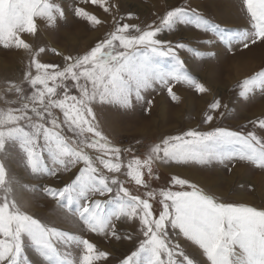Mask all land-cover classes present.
Segmentation results:
<instances>
[{"label": "snow or ice", "instance_id": "obj_1", "mask_svg": "<svg viewBox=\"0 0 264 264\" xmlns=\"http://www.w3.org/2000/svg\"><path fill=\"white\" fill-rule=\"evenodd\" d=\"M92 3H99L105 12L109 11L104 6L105 0H92ZM243 3L252 31L230 32L197 9L182 6L167 11L158 25H149L145 30L128 23L120 25L117 21L115 31L87 53L75 58L65 55L64 60L69 63L62 70L57 71L58 65L41 63L33 56L31 63L36 75L26 74L34 89L26 98L28 102L18 109L0 111V154L6 155L9 143L18 146L25 156L26 166L37 176L71 171L82 163L70 183L62 188L43 189L57 199L71 217H78L89 231L116 240L122 239L117 228L119 222L139 220L144 239L120 264H197L181 243L168 240L169 228L189 242L190 247L199 249L207 264H264V210L218 202L195 184L177 176L171 178V183L179 186L178 190L162 189L158 193L148 190L150 186L145 179V169L149 180L158 178L153 172L155 162L207 165L213 161L239 160L264 169V139L252 131L189 130L163 138L151 148L146 159L134 157L125 165L121 161V149L98 130L93 110L94 104L132 109L133 97L139 103L144 99L142 93L156 90V86L166 89L173 102L180 99L173 91L176 84H186L198 94L209 92L187 72L185 61L177 51L185 49L186 45L173 46L157 37L162 31L171 32L176 25L183 24L211 33L229 52L234 45L248 49L250 45L264 43V0H243ZM55 13L64 16L63 10L49 0H0V44L5 48L14 45L31 51L20 34H35V18L52 23ZM75 15L94 25L101 23L83 8H76ZM44 51L40 48L35 55ZM187 51L196 57L202 55L192 48ZM68 79L74 82L79 96L69 95L68 87L63 84ZM61 87L64 88L63 98L57 93ZM241 88L239 95L245 99L256 92L264 94V70L245 79ZM15 90L22 91L19 86H15ZM147 104L151 106L152 101L148 100ZM221 106V102L215 100L210 108L218 111ZM54 109L62 113V122ZM212 120L213 116L207 115L205 122ZM258 123L264 129V121ZM62 126L76 138L66 137ZM85 148L94 149L99 155L93 157ZM45 154L58 167L49 171ZM96 161L102 168L97 167ZM122 167L127 168L126 176L135 185L146 190L147 198L132 194L123 181L103 171L120 173ZM13 183L0 159V264H36L26 253L28 246L33 248L41 264H96V261L108 260L109 254L98 251L88 239L50 227L23 211L13 195ZM157 195L162 206L158 216L154 215L150 203ZM96 196L108 198L94 199ZM58 241L82 246L83 254L78 260L69 259L58 249Z\"/></svg>", "mask_w": 264, "mask_h": 264}, {"label": "rangeland", "instance_id": "obj_2", "mask_svg": "<svg viewBox=\"0 0 264 264\" xmlns=\"http://www.w3.org/2000/svg\"><path fill=\"white\" fill-rule=\"evenodd\" d=\"M49 2L62 9L64 16L60 17L55 13L56 19L52 23L47 19L35 18L36 33L20 34L21 38L30 45L31 51L18 49L14 45L5 48L0 44V111L18 109L23 103L28 102L26 98L34 89L29 83L30 77L26 74L31 72L32 76L36 75L35 67L31 63L33 56L41 63L58 65L57 71L62 70L69 63L64 60L65 55L75 58L87 53L115 31L117 21L120 25L128 23L145 30L149 25H158L167 11L176 7L190 6L230 32L252 31V22L243 0H105L104 6L109 8L108 12H105L99 3L93 4L92 0H49ZM78 7L95 15L101 23L94 25L77 17L75 9ZM129 13H131L130 17ZM131 31L134 32V29ZM157 38L171 42L173 46L178 43L185 44V49L177 51L185 61L188 74L210 91L198 94L186 84H176L173 91L180 99L173 102L166 89L156 86V90L150 89L142 93L144 99L139 103L133 97L134 107L129 110L118 106L94 104L98 130L112 145L118 148L119 145L122 146L120 149L123 164L126 165L134 157L146 159L151 148L163 138L182 135L189 130L204 132L214 128H226L241 132L252 131L264 139V129H261L258 123L264 121V94L256 92L247 99L239 95L242 82L264 70V43L250 45L248 49L234 45L233 51L229 52L226 45L218 43L211 33L183 24L176 25L171 32L162 31ZM208 40H212V44L206 43ZM40 48H44L45 51L35 55ZM187 48L195 49L202 55L196 57L187 51ZM57 52L60 55H57ZM213 52L215 56L212 55ZM49 83L51 85L52 82ZM63 84L68 87L69 95L79 96L71 79L63 81ZM15 86H19L22 91L17 92ZM63 92V87L57 89L59 98H63ZM148 100L152 101L151 106L147 104ZM215 100H219L222 105L218 111L210 108ZM146 108L150 110L145 111ZM53 111L62 122L63 115L60 110ZM207 115L213 116L210 123L205 122ZM62 132L70 139L76 138L66 126H62ZM86 136L91 137V134ZM84 150L93 157L99 155L94 149ZM0 159L5 163L9 178L14 181L13 195L22 210L50 227L81 239H88L96 245L98 251L109 254L107 261L99 260L96 264H120L139 248L144 237L138 219L117 224L122 239L105 238L89 231L78 217H71L57 199L43 190L47 187L62 188L70 183L79 168L83 166L82 163L71 171H57L55 175L46 172L37 176L31 173L26 166L24 154L12 143L6 145V155L0 154ZM45 160L49 171L58 167L52 164L46 154ZM96 164L97 167L102 168L98 161ZM103 171L106 175L115 176L123 181L124 186L132 194L147 198L146 190L142 186L135 185L126 176V167H122L120 173ZM153 172L158 178L149 180L145 169V179L150 186L148 190L157 193L162 189L178 190L179 186L171 183V178L177 176L195 184L215 197L218 202L264 210V169L250 162L213 161L207 165L155 162ZM96 198L108 197H94ZM159 199L158 195L155 200L150 199L154 215L157 216L162 210ZM168 232V240L181 243L197 264H207L206 258L199 249L195 246L190 247L189 242H185L170 228ZM123 237H131V239ZM57 247L62 253L67 254L69 259L78 260L83 254L82 246L78 247L71 241L68 243L58 241ZM26 253L30 259L37 261L36 264H41L40 258L31 246L26 248Z\"/></svg>", "mask_w": 264, "mask_h": 264}, {"label": "built area", "instance_id": "obj_3", "mask_svg": "<svg viewBox=\"0 0 264 264\" xmlns=\"http://www.w3.org/2000/svg\"><path fill=\"white\" fill-rule=\"evenodd\" d=\"M119 148H122V146L119 145Z\"/></svg>", "mask_w": 264, "mask_h": 264}]
</instances>
